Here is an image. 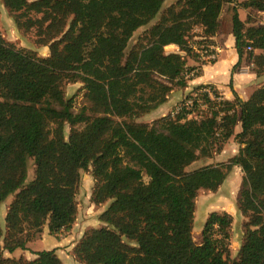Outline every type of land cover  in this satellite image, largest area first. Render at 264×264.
Returning a JSON list of instances; mask_svg holds the SVG:
<instances>
[{
  "label": "trees",
  "instance_id": "1",
  "mask_svg": "<svg viewBox=\"0 0 264 264\" xmlns=\"http://www.w3.org/2000/svg\"><path fill=\"white\" fill-rule=\"evenodd\" d=\"M3 1L18 28L50 53L29 54L0 33V203L15 195L5 234L0 224V264H65L56 249L20 253L45 225L51 234L73 226L81 171L91 165L92 200L108 206L100 214L105 224L74 248L84 264H264V23L242 19L234 7L240 61L233 72L246 55L260 84L248 99L236 91L234 99L219 98L211 84L216 96L202 94L208 109L200 117L184 108L149 122L139 118L192 78V38L214 39L227 4L238 0ZM243 5L264 11V0ZM172 44L179 51L166 52ZM70 82L84 83L78 112L66 94ZM232 138L252 162L238 201L247 220L235 258L231 212L209 213L203 241L194 237L199 193L219 189L231 163L190 169Z\"/></svg>",
  "mask_w": 264,
  "mask_h": 264
},
{
  "label": "rangeland",
  "instance_id": "2",
  "mask_svg": "<svg viewBox=\"0 0 264 264\" xmlns=\"http://www.w3.org/2000/svg\"><path fill=\"white\" fill-rule=\"evenodd\" d=\"M177 0H167L166 5L176 2ZM245 0H241L238 2L241 10L240 14L246 19H251V22H256L258 24L264 23V11H260L257 9H248L245 8L243 3ZM234 12V7L231 3L227 4L224 15V25L227 26V18L228 15ZM243 19V18H242ZM195 34L201 33V29L197 27L194 30ZM0 33L3 34L8 40L16 43L20 48H22L25 52L33 55L39 56H47L50 53V47L45 45H39L34 41L35 33L25 34L23 33L17 26L15 14L10 11L9 8L6 7L3 0H0ZM138 37V33L136 34L134 40ZM208 41L210 39H207ZM218 44L214 39L211 40ZM203 42V37L200 35H195L192 38V45L195 46V55L188 56V62L190 66H195V68L191 69L188 73L189 77H192L190 80L194 79L196 76L202 74L203 64L214 63L211 61H206L201 58L199 51L196 49ZM219 46L221 44H218ZM222 45L220 48L222 49ZM166 52H174L179 51V46L176 44L166 46ZM224 53V50H221ZM219 58L216 60L218 61ZM215 61V62H216ZM242 64V63H241ZM237 66L236 71L240 69V66ZM189 80V82H190ZM264 81V79H263ZM224 82V81H223ZM253 83V82H252ZM204 85H211L208 83H201L198 85H194L193 88L190 89L187 95L182 96L175 102L170 103L171 96L176 92L177 89H181L180 86L176 87L175 90L171 93L168 98L169 104L165 106V109L160 111L161 113L155 114V118H160L167 114L176 115L180 110L183 109L184 101L192 95V93ZM230 85V84H229ZM66 94L68 98L74 99L75 102V111L78 112L79 109L85 104V89L83 82H70L66 83L65 86ZM221 93L220 89H218ZM221 96L222 93L220 94ZM203 96L200 95L198 98L193 113H191L190 117H200L204 110L208 109L207 104L203 103ZM167 100V101H168ZM204 109V110H203ZM165 113V114H163ZM152 117L150 114L142 116L139 118L141 121H148ZM160 130H163L162 126H159ZM71 127L67 126L66 128V138H69ZM233 153V151H230ZM221 153V152H220ZM218 153V154H220ZM216 154L213 158L203 159L196 162L194 165L190 167V169H194L200 165L208 164V163H217L216 159L219 157ZM226 154V153H225ZM235 158V159H234ZM225 163H231V170L228 172V176L224 183L220 186L216 191L202 189L199 193L197 200V211H196V219L194 223V237L198 243L203 241V228L206 223V219L212 210L216 211H227L231 212L234 215V222L232 225V238L230 243V248L232 252V258H235L240 250V247L244 240V229H245V221L247 217L242 213L239 209L238 201L240 196V191L243 183V176L248 167L252 165L250 159H247L241 151L237 156H232L231 154H226ZM93 166L91 165L89 169H83L81 171V183L80 188L77 193V202H78V217L73 226L68 230H63L57 234H51L49 232L48 225H45L42 233L39 234V237L34 241L29 243L30 250L22 251L20 254L24 255L26 258H34L36 254L34 251L42 250V249H56L58 255L63 259L65 264H84L80 261L75 255L74 248L77 243L81 240L84 233L94 227H101L105 223L101 221L100 214L101 212L108 206V203L97 205L92 200L93 188L95 186V179L93 177ZM35 176V163L34 159L31 158L29 160V176L28 182L31 181ZM15 195H11L5 202L0 203V224L2 226L4 234L6 233V215L8 212V205L13 201ZM2 244L4 243V238L2 237ZM3 255L9 256L10 254L2 250Z\"/></svg>",
  "mask_w": 264,
  "mask_h": 264
},
{
  "label": "crops",
  "instance_id": "3",
  "mask_svg": "<svg viewBox=\"0 0 264 264\" xmlns=\"http://www.w3.org/2000/svg\"><path fill=\"white\" fill-rule=\"evenodd\" d=\"M238 2H241V0H238L231 4L233 5V7H237L240 11L241 8L239 7ZM224 15L225 12L222 15V25L220 27V30L214 37V40L218 44H221L223 46L222 49L224 50V53H222L221 58L214 63L208 62L207 64H203L202 74L190 80L186 87H181V89H177L176 92L174 91L171 96L172 98L170 100V103L175 102L184 95H187L194 85H198L201 83H208L214 85L215 87L220 89L223 97L227 99H234L235 91L238 92L243 99H248L254 92V90L260 86V84L258 83V75L255 71L254 64L251 61H248L246 55L241 61L242 64L240 66V69L238 71L233 72L235 64L240 61V55L236 48V37L233 31V12L232 14L228 15L227 26L224 25ZM241 18L245 20L242 15ZM256 51L260 52L259 49H257ZM167 104H169V100L160 105L157 109H154L152 112H150L149 114L152 118L148 121H154L155 114L161 113L160 111H163ZM162 128L163 130H160L159 128V131L165 133L166 129L164 127ZM241 130L242 121H239L236 126V132L239 133L241 132ZM230 151H233V153ZM239 151L241 150L238 141L235 140V138H232L224 146L222 152L217 155L219 158L216 159V162H223L225 160L226 154L237 156V154H239ZM246 158L249 159L248 157Z\"/></svg>",
  "mask_w": 264,
  "mask_h": 264
},
{
  "label": "built area",
  "instance_id": "4",
  "mask_svg": "<svg viewBox=\"0 0 264 264\" xmlns=\"http://www.w3.org/2000/svg\"><path fill=\"white\" fill-rule=\"evenodd\" d=\"M199 46H200V49H199V47L196 49L199 51L201 58L203 60L215 62L218 58L219 59L221 58V55H222L221 50L222 49L215 42H212L211 40L208 41L207 39L203 38V42ZM251 49L252 48L249 47V50H251ZM204 93H209V95L212 96L213 98H215V96H216L211 85H204L200 89L194 91L192 93V95L184 101L183 109L185 108V109L193 111L197 105L199 96L204 94ZM221 97H223V96L219 95V98H221Z\"/></svg>",
  "mask_w": 264,
  "mask_h": 264
}]
</instances>
